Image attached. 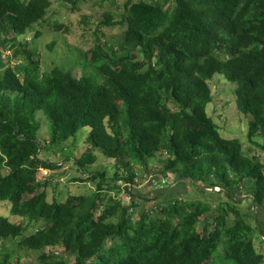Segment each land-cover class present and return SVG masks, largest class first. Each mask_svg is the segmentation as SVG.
Returning <instances> with one entry per match:
<instances>
[{
  "label": "trees",
  "instance_id": "1",
  "mask_svg": "<svg viewBox=\"0 0 264 264\" xmlns=\"http://www.w3.org/2000/svg\"><path fill=\"white\" fill-rule=\"evenodd\" d=\"M50 6L0 0V200L19 217L0 215V264H21V249L39 252L35 264H212L219 250L222 264H263L249 219L264 216V161L222 136L207 106L219 73L235 84L248 139L264 151V0H128L121 20L110 11L103 20L124 27L121 40L107 47L96 37L80 77L74 65L41 74L37 48L18 41L36 25L37 38L61 29L47 20ZM6 50L20 61L3 58ZM39 111L50 122V147L58 143L89 173L92 193L48 200L38 171L56 165L39 155ZM97 149L109 161L93 170ZM164 152L161 179L151 183L170 198L147 208L133 189ZM185 181L208 195L218 186L213 193L227 198L212 205L175 196ZM245 194L248 213L239 206Z\"/></svg>",
  "mask_w": 264,
  "mask_h": 264
},
{
  "label": "rangeland",
  "instance_id": "2",
  "mask_svg": "<svg viewBox=\"0 0 264 264\" xmlns=\"http://www.w3.org/2000/svg\"><path fill=\"white\" fill-rule=\"evenodd\" d=\"M50 1L51 6L48 10L47 20L52 19L54 24L61 25V29L48 30L45 28L42 30V35L37 38L35 35L40 28L35 24L36 28L29 31L25 36H20L18 41L25 42L28 40L30 42V47L33 44V47L37 48L36 53L38 52L42 60L40 64L41 74L49 68L51 69L53 66L63 65L62 67L70 68V66L74 65V75L80 77L82 75V69L78 63L81 62L84 52L94 44L96 37H100L102 43L107 41V47L112 44L116 46L121 40L124 27L107 25L103 23V20L108 11L112 13L113 21L121 20L120 13L123 11L125 3L128 0H79L77 8L74 10V1L76 0ZM12 53L13 50H6L2 56L6 60L8 58L13 59V63L17 64L20 59H15L16 56L13 57ZM209 84L213 94V100L208 104L207 112L218 125L221 135L229 139H240L246 155L250 157L257 156L259 160L264 161V151L248 139L249 115L238 111L236 107L234 95L235 84L227 81V79L219 73L214 74L213 78L209 80ZM37 116L41 121L39 139H42L41 142L44 145L39 155L44 159L54 162L56 165L53 169L44 167L40 168L38 171V179L47 182L45 189L47 191L48 200L52 201L57 199L63 202L71 196L92 193L96 189V186L91 180H86L89 173L81 172L72 158H65L64 152L57 147V145H59L58 143H54L53 147H50V122L46 119L42 111H39ZM254 139L259 142L263 141V138L260 136H256ZM68 142L63 145L65 148L64 151H69L70 149ZM87 147V143L85 142V145L74 151L73 155L80 156ZM96 152L99 158L92 168L93 170L97 168L103 169L109 160L107 161L103 158L101 151L98 149ZM165 154L166 152L163 153L161 158L158 155L156 158L150 160L149 172L151 174L145 179L140 178L136 187L133 189V191H139L145 196L139 197V199L143 201L142 203L145 204L147 208L154 207L161 203L160 200L170 198V195L164 196L163 193H161V189L151 183L153 179H161L162 169L165 164L163 161ZM111 163H113V161L109 164ZM108 170L109 174L113 173L112 168ZM151 175L152 179H150ZM75 178H78V180H75ZM165 183L172 184L173 178L165 179ZM218 190H220V187L215 186L213 191L210 190L212 193L208 195V193L199 190L192 182L185 181L184 185L177 187L173 194H175V196H180L181 193H183V196H186L189 201L202 200L215 205L216 202L223 201L227 198L225 192H220V194L213 193ZM122 195L125 202L129 203L130 197L125 192L122 193ZM249 196V194L243 195V201L239 204L244 213H248L249 209H251L252 202ZM215 207L212 208L215 209ZM254 211L256 217H258V212L260 210L255 208ZM263 214L264 213L261 215ZM0 215L10 217L11 219L19 218L10 213V203H5L1 200ZM249 220L254 226L258 225V238L256 236L254 240L255 247L259 252L264 254V216L262 219H259L258 222L253 218ZM49 249L50 248H47L46 252H48ZM20 252L23 254L20 260L21 264L36 263L39 252L27 249H21ZM211 263H223L220 250L219 253L214 254Z\"/></svg>",
  "mask_w": 264,
  "mask_h": 264
},
{
  "label": "water",
  "instance_id": "3",
  "mask_svg": "<svg viewBox=\"0 0 264 264\" xmlns=\"http://www.w3.org/2000/svg\"><path fill=\"white\" fill-rule=\"evenodd\" d=\"M208 191H210V190H214V188H206ZM263 239H264V237H263Z\"/></svg>",
  "mask_w": 264,
  "mask_h": 264
}]
</instances>
